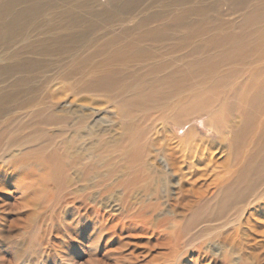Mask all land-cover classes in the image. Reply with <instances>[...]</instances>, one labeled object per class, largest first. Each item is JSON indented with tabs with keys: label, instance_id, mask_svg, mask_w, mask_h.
Masks as SVG:
<instances>
[{
	"label": "bare ground",
	"instance_id": "bare-ground-1",
	"mask_svg": "<svg viewBox=\"0 0 264 264\" xmlns=\"http://www.w3.org/2000/svg\"><path fill=\"white\" fill-rule=\"evenodd\" d=\"M53 1L70 24L43 23L47 0H0V64L30 60L0 68V262L37 261L54 227L88 264L139 245L164 264H264V0ZM174 174L181 222L151 198Z\"/></svg>",
	"mask_w": 264,
	"mask_h": 264
},
{
	"label": "rangeland",
	"instance_id": "rangeland-1",
	"mask_svg": "<svg viewBox=\"0 0 264 264\" xmlns=\"http://www.w3.org/2000/svg\"><path fill=\"white\" fill-rule=\"evenodd\" d=\"M47 7H51L52 9L46 13L47 14L46 18L45 19L43 18L45 20L43 23L46 26L48 25L53 26L58 24V27H60L62 25H67L70 24V22H72V18L66 19L67 17L74 14L73 11H71V8L73 7L72 3L68 1L59 2V1L47 0ZM103 14L104 16H101L99 19L102 18L104 20H108L107 16L113 17L112 16L113 13L110 10L104 11ZM59 16H64L66 18H61ZM26 59L28 58L27 57H22L21 59L13 58L10 61H5L1 63L0 68H5L8 65H17L16 63L19 62L28 63L30 60H26ZM39 84L40 83L38 80L36 82H33L32 86L35 88L39 86ZM69 102L70 101L68 99L62 101L63 104ZM105 109L106 107H103L101 112L102 115L101 118L105 119L106 121H110L114 119L115 118L114 112H112V110L109 109L108 111L107 110L105 111ZM198 123H199L198 121H192L189 124L185 125L184 127H181L180 129L178 127L179 123H177L175 126L169 124L168 125L169 132L171 135L177 136L178 139H183L188 129L194 126L195 127L198 126L199 125ZM161 139L163 140L162 145H165L164 141L166 140V136L164 135V133L162 134ZM185 148L186 149L183 148V150L178 148L175 149L174 151H176V153H178L180 156L184 155L185 153L186 155H188L189 153L194 151V147L191 148L190 146H188ZM188 161L190 166H192L193 169L192 171L205 173L207 163H198L197 159L194 158V156L190 158ZM167 170L172 171L169 170V167H167ZM171 177L172 178H170V180H168L167 182L168 185H163V188H161L158 191V194L152 196L151 198L153 203L159 204V207L162 210L160 214H162L166 218H170L171 220L181 222L184 219V217L182 216V214L180 215V209L174 207V204L179 198L180 177L175 174L171 175ZM156 215H159V212H157V214L153 216L155 220L153 222L151 221L152 228L150 227L149 231L157 230L156 219L158 217H163L160 215L155 217ZM62 221L63 223L66 222L65 219H63ZM59 225H61V221L59 222ZM61 226L64 227L63 224ZM43 241L44 244L42 245L41 248H39V257H38L39 259L38 260L36 259L37 261L27 260L26 262H23L22 258L20 259V261H16L14 258L9 257L8 254L3 253L1 254V256L5 257L6 261L4 263L0 262V264H32L34 261L36 262V264H49V262L53 263V261L56 262L53 264H88L87 253L90 252V250L87 249L86 247L74 244L73 240H71L68 237L67 233L61 231H59L58 233L57 229L53 227L52 233H48ZM137 241L140 243L145 242L146 237L140 236L136 240L134 239V242ZM14 243L15 246L19 248L17 251L21 252L23 248L22 247L20 248L19 244H22V242L19 239H17ZM214 244L216 245V247H219L221 251L223 250L230 252L231 254L234 255V257H236L238 254L237 250H234L229 244L223 243L221 239H218ZM160 248L161 247L149 249L143 245H139L137 247L130 246L122 252L123 258H121V256H119L118 253H112L113 255L112 258L105 259L104 263L101 264H164L165 258L161 253H165L167 250H162ZM132 252H134L135 254L134 257L130 255Z\"/></svg>",
	"mask_w": 264,
	"mask_h": 264
}]
</instances>
